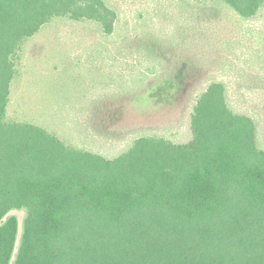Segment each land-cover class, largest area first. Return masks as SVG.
<instances>
[{"label":"trees","instance_id":"16d2710c","mask_svg":"<svg viewBox=\"0 0 264 264\" xmlns=\"http://www.w3.org/2000/svg\"><path fill=\"white\" fill-rule=\"evenodd\" d=\"M217 1L240 20L264 6ZM55 19L111 35L117 14L0 0V264H264V149L223 83L196 95L188 142L139 136L113 158L8 116L22 46Z\"/></svg>","mask_w":264,"mask_h":264},{"label":"rangeland","instance_id":"374dc122","mask_svg":"<svg viewBox=\"0 0 264 264\" xmlns=\"http://www.w3.org/2000/svg\"><path fill=\"white\" fill-rule=\"evenodd\" d=\"M104 1L111 35L55 19L23 44L10 118L113 158L139 136L188 142L196 95L221 82L264 149V6L240 20L217 0Z\"/></svg>","mask_w":264,"mask_h":264}]
</instances>
